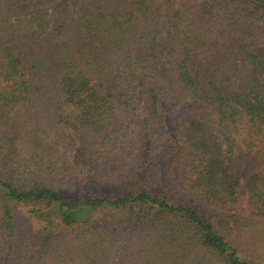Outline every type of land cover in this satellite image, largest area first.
I'll return each instance as SVG.
<instances>
[{"label":"trees","instance_id":"1","mask_svg":"<svg viewBox=\"0 0 264 264\" xmlns=\"http://www.w3.org/2000/svg\"><path fill=\"white\" fill-rule=\"evenodd\" d=\"M262 27L264 0H0V264H264ZM164 102L193 112L162 147Z\"/></svg>","mask_w":264,"mask_h":264},{"label":"rangeland","instance_id":"2","mask_svg":"<svg viewBox=\"0 0 264 264\" xmlns=\"http://www.w3.org/2000/svg\"><path fill=\"white\" fill-rule=\"evenodd\" d=\"M233 22V21H230ZM264 30V27H262L261 31ZM172 102H164V124L157 129V134L162 133V136H160V145L163 147L167 142L168 139H175L177 134L180 131V122L179 117H187L190 115L193 111L191 107L181 105L175 109L171 108ZM87 157V156H86ZM85 155L83 152L80 151V149H76V159L79 162L83 163V169L84 172L79 175V179L76 183H80V185L83 183V181L91 176V173L93 172V167L95 164H92V159L89 160V158L86 160ZM255 165V159L254 157H248L244 160L243 165L240 168L239 171V178L241 181V185L244 188L245 186V180L250 173V171L253 169ZM178 169V168H177ZM62 189L65 191L68 195L74 194L76 192V189L72 187V183H68L66 186H63ZM74 189V190H72ZM4 202V199H2V196L0 195V203ZM8 204L13 208V210L18 213L21 217H28L31 219L32 223H39L33 215L29 212L28 207H24L20 204L8 202ZM248 209L247 203H243L242 206H240L237 209H233L230 213H246ZM216 223V222H214ZM218 224V223H216ZM219 225V224H218ZM115 261H118V258L115 257ZM113 264V263H111Z\"/></svg>","mask_w":264,"mask_h":264}]
</instances>
